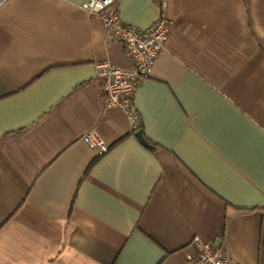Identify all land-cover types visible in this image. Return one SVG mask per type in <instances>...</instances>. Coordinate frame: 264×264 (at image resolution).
<instances>
[{"label": "crops", "instance_id": "obj_1", "mask_svg": "<svg viewBox=\"0 0 264 264\" xmlns=\"http://www.w3.org/2000/svg\"><path fill=\"white\" fill-rule=\"evenodd\" d=\"M85 1L0 0V264H185L195 238L264 264V0H118L173 22L137 130L96 68L134 62Z\"/></svg>", "mask_w": 264, "mask_h": 264}, {"label": "built area", "instance_id": "obj_2", "mask_svg": "<svg viewBox=\"0 0 264 264\" xmlns=\"http://www.w3.org/2000/svg\"><path fill=\"white\" fill-rule=\"evenodd\" d=\"M117 4L118 0H87L82 7L101 22L110 37L124 44L126 54L134 62L131 69L109 61L97 62L96 68L105 107L123 110L137 130L134 95L141 80L151 74L155 61L169 38L173 22L163 13L155 23L145 28L132 26L122 20ZM82 139L98 154H104L110 149V145L97 130L86 133ZM195 243L198 252L185 264H233L222 247L200 238H195Z\"/></svg>", "mask_w": 264, "mask_h": 264}, {"label": "water", "instance_id": "obj_3", "mask_svg": "<svg viewBox=\"0 0 264 264\" xmlns=\"http://www.w3.org/2000/svg\"><path fill=\"white\" fill-rule=\"evenodd\" d=\"M136 136L139 138V140L147 147L153 148L154 146L150 144V142L145 138V135L143 133V130H139L136 132Z\"/></svg>", "mask_w": 264, "mask_h": 264}]
</instances>
